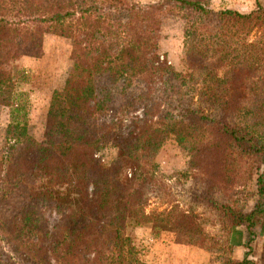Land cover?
<instances>
[{"label":"trees","instance_id":"1","mask_svg":"<svg viewBox=\"0 0 264 264\" xmlns=\"http://www.w3.org/2000/svg\"><path fill=\"white\" fill-rule=\"evenodd\" d=\"M170 2L193 15L185 30V74L161 61L154 18L161 6L0 0V106L12 109L0 148V203L21 202L12 220L0 217V264H142L133 259L129 226L167 225L200 237L191 212L146 213L141 171L168 140L206 175L210 196L200 201L221 212L226 227H245L248 246L255 240L264 225V35L248 38L264 26V4L256 0L244 14L216 12L202 0ZM48 29L73 41L72 66L65 87L52 96L43 138L35 142L14 134L27 130L28 113L13 66L40 55ZM157 75L172 95L165 104L151 96ZM139 109L141 117H130ZM128 120L137 128L122 137L123 155L104 167L97 154ZM245 173L255 183L251 210L215 200L217 192L248 179ZM47 214L66 224L52 226ZM42 235L46 244L32 242ZM228 264H264V246L259 260Z\"/></svg>","mask_w":264,"mask_h":264},{"label":"rangeland","instance_id":"2","mask_svg":"<svg viewBox=\"0 0 264 264\" xmlns=\"http://www.w3.org/2000/svg\"><path fill=\"white\" fill-rule=\"evenodd\" d=\"M127 3H136L146 7L150 5L161 6L160 12L154 14V18L159 20L158 43L161 61L167 60L177 72L186 73L187 67L185 30L189 21L193 19L190 11H185L175 7L171 0H123ZM208 3L209 8L214 11L227 9L237 10L241 13H249L256 7V0H202ZM264 4V0H261ZM125 20V19H124ZM264 35V26L259 31L255 30L248 38L250 42L255 41ZM72 44L73 41L60 36L52 29L46 30L43 47L38 57H22L14 66V72L18 79V94L20 101L24 103V109L28 113L27 130L17 133L22 135V139L40 142L45 132V125L50 108L52 96L55 91H61L66 84L72 66ZM161 75L154 78V83H150L152 97H157L162 104L169 102L172 98L165 86ZM12 109L0 106V148L7 140L12 124ZM132 116H142V110L130 112ZM23 118V115H21ZM136 124L132 121H125L123 129L116 134L114 139L103 150L97 154V158L104 167H110L119 159L125 149L122 137L126 136L130 129H135ZM125 176L128 179L134 177V172L127 167ZM144 190L147 193V214L163 213L177 208L183 212H191L202 227V235L194 236L184 230H178L167 225H149L143 230L135 231L129 226L126 235L132 238L135 250L134 260L142 264H147L143 256L148 250L147 238L157 239L168 232L173 234L178 243L192 244L206 248L215 255L216 259L228 258L231 252L229 236L234 228H228L223 222L221 212L214 209L210 202L200 201L201 197L208 198L206 175L199 170L191 168V158L189 153L178 143L168 140L157 155L154 163L144 169ZM139 175H137L138 177ZM248 179L239 181L235 188L229 190L225 188L222 192L213 195L215 200L224 204L230 202L234 206L249 211L253 208L255 196V183ZM140 183V182H138ZM234 202V203H233ZM21 202L15 199L0 203V217L6 220L17 213ZM3 219V220H5ZM50 224L65 225V220L49 216ZM156 227H158L156 229ZM61 232V231H59ZM54 236L55 232H51ZM31 234V233H30ZM30 238V237H29ZM26 238V240H29ZM51 238V236H50ZM147 239V240H146ZM47 237L34 236V244H46ZM9 251V248H8Z\"/></svg>","mask_w":264,"mask_h":264},{"label":"crops","instance_id":"3","mask_svg":"<svg viewBox=\"0 0 264 264\" xmlns=\"http://www.w3.org/2000/svg\"><path fill=\"white\" fill-rule=\"evenodd\" d=\"M147 239L148 250L143 256L147 264H228L229 261L242 262L247 257L257 261L264 246V225L258 227L251 246H248L249 236L245 227H234L229 236L231 252L228 258L220 259H216L215 255L204 247L178 243L174 235L168 232L155 240Z\"/></svg>","mask_w":264,"mask_h":264}]
</instances>
